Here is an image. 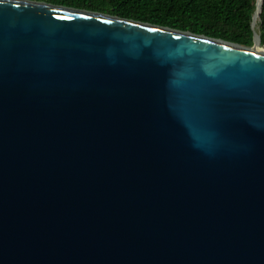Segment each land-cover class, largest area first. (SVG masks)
Masks as SVG:
<instances>
[{
	"label": "water",
	"instance_id": "water-1",
	"mask_svg": "<svg viewBox=\"0 0 264 264\" xmlns=\"http://www.w3.org/2000/svg\"><path fill=\"white\" fill-rule=\"evenodd\" d=\"M252 31L0 0V264H264Z\"/></svg>",
	"mask_w": 264,
	"mask_h": 264
},
{
	"label": "trees",
	"instance_id": "trees-1",
	"mask_svg": "<svg viewBox=\"0 0 264 264\" xmlns=\"http://www.w3.org/2000/svg\"><path fill=\"white\" fill-rule=\"evenodd\" d=\"M253 46L257 0H30ZM259 33L264 47V0Z\"/></svg>",
	"mask_w": 264,
	"mask_h": 264
},
{
	"label": "bare ground",
	"instance_id": "bare-ground-1",
	"mask_svg": "<svg viewBox=\"0 0 264 264\" xmlns=\"http://www.w3.org/2000/svg\"><path fill=\"white\" fill-rule=\"evenodd\" d=\"M260 13H261V0H257V2H256V10H255V14L253 16L254 30H255V33L257 35L255 49L262 50L260 45L258 44V42H259V39H258V35H259L258 24L260 23V16H261Z\"/></svg>",
	"mask_w": 264,
	"mask_h": 264
},
{
	"label": "rangeland",
	"instance_id": "rangeland-1",
	"mask_svg": "<svg viewBox=\"0 0 264 264\" xmlns=\"http://www.w3.org/2000/svg\"><path fill=\"white\" fill-rule=\"evenodd\" d=\"M259 27H260V24H258V32H259Z\"/></svg>",
	"mask_w": 264,
	"mask_h": 264
}]
</instances>
